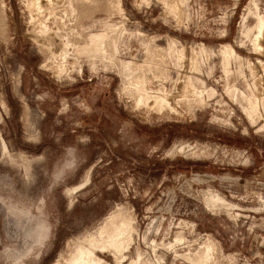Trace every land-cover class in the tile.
Listing matches in <instances>:
<instances>
[{"label": "rangeland", "instance_id": "obj_1", "mask_svg": "<svg viewBox=\"0 0 264 264\" xmlns=\"http://www.w3.org/2000/svg\"><path fill=\"white\" fill-rule=\"evenodd\" d=\"M180 1L179 16L162 0L81 1L76 18L63 0L57 16L64 25L49 20L72 44L81 42L86 20L91 35L113 31L111 21L119 28L112 32L119 59L151 60L138 74L169 91L178 68L147 58L142 47L150 39L161 49L179 41L186 72L193 47L202 73L190 75L217 92L208 105L185 103L179 114L160 115L136 108L116 68L99 62L92 70L84 59L77 63L73 48L65 63L50 60L34 41L26 2L0 0V264H66L121 208L136 227L121 264H199L210 242L214 251L200 264H264V121L248 118L240 96L264 94L257 83L264 84L257 64L264 62V37L261 51L252 44L259 23L253 6L264 14V0ZM225 46L235 51L229 75L220 56ZM188 144L205 154H173ZM211 192L232 206L210 208ZM178 237L184 241L175 243ZM91 251L101 264H119L111 251Z\"/></svg>", "mask_w": 264, "mask_h": 264}, {"label": "bare ground", "instance_id": "obj_2", "mask_svg": "<svg viewBox=\"0 0 264 264\" xmlns=\"http://www.w3.org/2000/svg\"><path fill=\"white\" fill-rule=\"evenodd\" d=\"M24 1L26 2V3L25 2L24 3L27 4V7H28L27 10L29 9L31 14H32V22H34V24L36 25V26L34 25L36 27V29L32 32L33 33L32 36L34 37V41H36L40 46H42L44 49H46L49 52L50 60L53 59L55 61H58L57 59H60L62 63H65L70 58V55L73 52H75L76 57L75 56L74 57H75V60L77 61V63H82L83 61H81L80 59H84L85 62H88L89 66L92 70L97 69L99 62H102L105 64L104 65L105 69H107L111 66L116 68L118 70L119 75H121V77L123 78V82H124L123 86L125 87L126 92L128 91L130 93V95H132L134 97L135 106L137 109L141 108V107H145V108L149 109L150 111L155 110L160 115H164L166 113L168 115L170 113L172 115L179 114V111H180V109L178 111L179 105L185 104V103H187L188 105H192V104H195V105L201 104L202 106L208 105L207 96L209 98H211L217 92V91L216 92L215 91L210 92L208 89L207 83L203 79H201L200 77H195L194 75H190V74L201 75V73H202V69L199 66L198 61H197L196 51L193 47H192V51H191L192 56L189 59V62H190L189 70L190 71L186 72L185 66H184V61H185V57H186L185 47H183V46L180 47L179 41H177L175 39H171L170 44H169V48H166V49H161L158 46L153 47L154 41L152 39H150L144 46L142 44V46H143L142 48H144L147 58L150 57L152 59L153 57L158 55L160 57V61L162 62V66L165 63L166 64L169 63L170 65L178 68V78L173 81L174 82L173 83L174 88L171 91L168 90V87L166 85H160V88H154L153 86L151 87L150 81H148L144 76L139 75L141 73V71L143 70V68H146L145 67L146 65H148V66L152 65L151 60L150 61L146 60L145 61L146 65L145 64L144 65H137L133 61V59L130 61H127V62L121 61L119 59V57H120L119 56L120 50H119V43H118L119 37H118V35H117V37L113 36V33H114L113 31L116 32V30H118L119 28L115 30L116 26L114 23H112L111 21L106 22V25L112 26L113 31L107 32V33L101 34V35H93V33L91 35V34L85 32V29H86L85 23H87V22L89 24L93 23L92 20L88 19V20H86V22H84L83 25H81V31L78 32L79 34L77 33L79 35L78 38H80L81 42H79V43L73 42V44H72L70 42L71 39H70V41H69V39L66 40L68 38L67 36H66L67 37L66 39H64V38L60 39L59 38L61 36L60 32L62 30L59 31L58 26H57L58 28L57 27L52 28L49 25L50 19L51 20L54 19L56 21V24L59 22V24L64 25L65 22H63V20H62L63 16L60 18H59V16H57V7H58L59 3H61V1H63V0H24ZM81 1H83L85 4L86 3L89 4V3H91L92 0L91 1L90 0H67V2L69 4V9L71 12L70 13L71 17L78 18L79 8L77 5L81 4L80 3ZM162 3L165 5V7H167V10L170 13H173L176 16L180 15L181 11H179L180 10L179 7H180V5L182 6L184 4L180 0H173V1L170 0V2L168 0H162ZM253 7L258 13L259 23H258V26L256 28V33L253 36L252 44H253V47L255 50L261 51L263 48H262V45L260 43V40H261V38L264 37V14H261L260 11H258L259 9H258L257 5H254ZM120 10H121V8H120ZM121 12H122V10H121ZM30 22H31V19H30ZM53 24H55V23H53ZM123 27H124V25H123ZM123 27H122V29H123ZM124 31H125V29H124ZM77 34H75V35H77ZM63 36H65V35H63ZM138 36L140 38L145 37L140 32H138ZM139 44H141V43H139ZM70 48H73V50H74L72 53L70 52ZM203 48L204 47H202V51L206 54V50ZM220 56L223 59L222 66L225 70V73L227 75H229L231 73L230 69L232 66V61H233V59H235V57H234L235 51L232 47L225 46L221 50ZM207 57H209V56L207 55ZM77 63L75 65H77ZM153 63H154V61H153ZM257 64L264 71V62L259 61V62H257ZM63 65H65V64H63ZM185 65H186V63H185ZM82 67H83V65L81 64L80 65V72L82 71ZM58 68H59V70L56 69V70H58L56 73H57V75L61 76L64 73V68H62V67L60 68V66ZM250 68L252 69V72L254 74H256V71H257L256 64H251ZM164 70L162 72V75H163L164 79L166 80V82L170 83L173 80V78L167 72V70L166 71H164ZM138 72H140V73L138 74ZM169 72H171V71H169ZM160 77H161V75L159 76V78ZM259 79L261 80V78H259ZM257 83L259 86L264 85L261 83V81H258ZM255 87L258 88L257 85ZM231 88L232 87H230V86H226V91L229 93L232 91H235L236 92L235 97H236L239 93L238 90H236V89L231 90ZM251 91L254 92L253 90H251ZM256 91H258V90H256ZM262 94L263 93L250 97V96H247L245 93H240V96L243 99V102L245 100H247V102H248V108L247 109L245 108L246 109L245 111H246L248 118L257 122V123H258L259 118L261 119L260 121H264V113L261 109V105L264 106V100H261V97H260ZM235 97L233 98V100L234 99L236 100ZM191 108H193V107H191ZM150 115H151V113H150ZM221 121L229 123L227 120H221ZM6 148L7 147L4 148V154L9 155L8 150ZM199 149L197 146H193V144L192 145L188 144L187 146L181 147L180 149L176 150L175 152L173 151L174 152L173 154H177V153L188 154V153H190L192 156L193 155H204L205 150H203V149L199 150ZM206 149L209 150V148H206ZM205 200H206V205H208L210 208H214V209L217 207L220 208V205H222V204H227V206H229V207L232 206L231 204L226 202L225 198H223L221 196V194L219 195V194H214L211 192L210 195H208V196L205 195ZM134 227L135 226L132 222V219L127 217L125 210L122 208L118 209L116 212L111 214L106 219V221L104 222V225L98 230V232L95 233L93 236H91L90 240L87 242L89 245V249H83L82 244L79 243L78 250H77L75 256L70 261H68L66 264H101V261L98 260L96 258L97 256L94 255V252L91 251L94 249L107 250L108 252L111 251L112 253H114L115 257L117 258L118 263L119 264L123 263V261L127 258L124 255L125 254L124 252L130 248L132 240H133V233L136 232L135 231L136 227L135 228ZM182 241H184V238L178 237V238H176L175 243H180ZM209 241H210V239H209ZM169 247H172V245H170ZM205 247L206 248H205L204 252L200 255L198 254V256L196 258V261L199 264L203 261L208 263L209 255L214 251V245L211 242ZM140 259L141 258H139L138 260L135 259L134 261L131 262V264H140ZM65 262L66 261H64V263Z\"/></svg>", "mask_w": 264, "mask_h": 264}, {"label": "crops", "instance_id": "obj_3", "mask_svg": "<svg viewBox=\"0 0 264 264\" xmlns=\"http://www.w3.org/2000/svg\"><path fill=\"white\" fill-rule=\"evenodd\" d=\"M246 131H247V130H246ZM5 147H7V146H6L5 142L3 141V145H2L3 153H4V148H5ZM6 149L8 150V148H6ZM8 153H9V151H8Z\"/></svg>", "mask_w": 264, "mask_h": 264}]
</instances>
